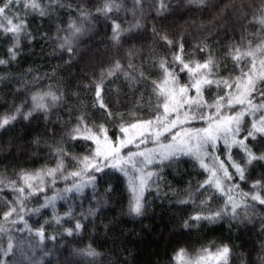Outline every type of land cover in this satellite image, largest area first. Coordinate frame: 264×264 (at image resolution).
Masks as SVG:
<instances>
[{"label":"trees","instance_id":"1","mask_svg":"<svg viewBox=\"0 0 264 264\" xmlns=\"http://www.w3.org/2000/svg\"><path fill=\"white\" fill-rule=\"evenodd\" d=\"M40 2L49 14L41 17L38 13L27 12V30L35 39L30 43L27 35L21 36L20 54L15 61L8 54L12 40L0 33V59L9 61L0 65V117L13 113L15 106L23 105L22 111H31L33 95H43L48 91L67 95L65 103L57 104L47 120L43 112L35 111L29 119L18 116L10 125L0 129V181H3L0 184V189H3L0 191V225L5 228L4 232H0V245L6 246L8 238H12L14 255L8 257L12 264H178L176 254L180 249L187 253L185 257L193 258L203 253L204 249L216 251L224 245L231 249L228 264H261V258H264V205L242 197L240 192H252V182L264 177V162H254L249 166L243 181L234 176L232 183L239 184V188L234 189L231 195L239 205L237 213L241 222L237 225L233 221L232 226L225 219L216 225L202 221L198 227L195 224L189 229L183 227L184 221L201 207L206 214L223 208L227 199L214 189L210 190L215 192L211 200H208L207 191L196 194L199 184L209 177V173L190 156H180L179 161L171 166H167L168 161L164 165L154 163L147 166L145 171L154 172L162 167L160 175L163 179L158 181V189L153 187L144 192L150 207L146 215L139 218L128 214L133 197L129 180L135 172L129 171L125 176L119 171L105 169L104 173H95V187L89 185L80 192L74 190V181H87L88 175L68 176V179L64 176L81 170L83 165L78 162L79 158L89 155L95 146L91 140L70 138L69 133L76 127L80 116H84L93 130L101 124L105 125L107 135L113 140L123 135L119 132L121 123L127 126L129 123L154 120L156 105L163 100V96L153 93L152 82L156 81L167 90V86L162 84L165 76L159 63L162 60L171 63L178 44L171 49L163 46L153 34V28L177 41L182 38L184 51L180 55L190 64L206 59L208 53L200 52L198 46L207 44L213 60L219 65L210 78L231 76L235 80L240 70L235 67L227 50L233 45L247 46L249 40L255 46L264 38V26L257 22L264 0H205L203 5L189 3V0H168L167 11L162 15H157L156 9L149 7L154 0H145L142 14L135 17L134 0H113L120 6L119 11L114 10L107 17L97 11L104 7L106 0H58L57 4H52L51 0ZM20 14L25 15L23 11ZM135 20L141 22V29L134 28ZM113 21L122 29L129 30L122 33L119 44L112 40ZM72 24L80 28L78 33L70 29ZM65 39L74 49L75 54L71 57L59 48ZM154 43L157 46L154 47ZM133 52L134 55H129ZM260 59L264 56L257 53L256 71L264 72ZM117 60L127 72L134 71L128 68L131 62L136 69L134 74L139 77L142 71L144 75L142 82L134 84L126 80L122 72L105 77L104 99L116 114L117 120L113 122L102 109L93 106L95 97L91 89L99 82L101 73L113 68ZM242 63L250 65L251 58H244ZM174 67L178 77L177 88L190 83L189 74L180 72L179 65ZM236 91L235 84L231 89L223 85L218 88L215 84L205 86L202 96L206 106L193 108L189 116L213 113L215 108L212 106L218 96L226 93L235 96ZM188 96L197 98L194 89ZM259 99L257 97L254 103H258ZM45 102H50V99L45 98ZM245 107L246 104H235L234 101V107H225L222 114L228 115ZM183 112L184 109H181V119ZM159 113H163L162 106ZM174 116L173 113L169 119ZM252 119L251 115H245L237 139L246 134ZM206 126V120L189 119L184 125L173 128L171 133L165 132L160 137V143L172 140V134L182 131V128ZM50 129H55V140ZM149 129L157 130L154 126ZM147 136L151 138L141 144L139 150L156 144L154 136L150 133ZM56 141L62 143L68 152V156L63 158L64 171L56 173L55 178L46 175L34 184L44 190L33 192L22 177L25 173L45 175L48 169L56 168L59 162L54 154ZM247 143L257 154L264 152V145L257 147V141L249 139ZM130 149L138 150L129 145L122 150V154ZM231 153L236 160L243 156L235 145ZM216 154L228 166L222 140L218 143ZM229 171L234 173L231 167ZM11 181L25 187L22 215L33 230L31 232L27 229L18 231L17 228H23V224L12 225L3 220L5 202L19 195L11 191ZM66 188L73 190L65 191ZM189 192L194 193L193 200L180 203L189 199ZM45 198H55L53 205L42 207ZM202 201L206 203L202 205ZM254 203L255 210L246 207ZM69 207L76 217L85 214L86 218H82L85 227L72 236L63 233L62 229V234L57 235L58 226L55 223L46 225L45 221H53L54 213L64 217ZM36 208H40L39 213L34 211ZM89 210L95 211V215L87 216ZM73 223L65 220L63 228H70ZM41 225L45 227L43 241L35 235V230ZM53 235H56L55 240L48 238ZM89 248L99 255H86Z\"/></svg>","mask_w":264,"mask_h":264},{"label":"snow or ice","instance_id":"2","mask_svg":"<svg viewBox=\"0 0 264 264\" xmlns=\"http://www.w3.org/2000/svg\"><path fill=\"white\" fill-rule=\"evenodd\" d=\"M145 0H134V12L135 17L143 12V4ZM52 4H57L58 0H51ZM189 3H197L203 5L205 0H189ZM63 7L64 5H59ZM119 5L115 4L113 0H106L105 5L102 9L97 11L104 14L107 17L108 13L114 10L119 11ZM150 8H155L157 15H162L168 8V0H154L152 4L149 5ZM21 11L25 15H21ZM28 11L33 13H38L41 17L47 16L49 13L45 10L40 0H0V33L6 34L12 40V46L8 49L9 57L12 61H15L20 54V39L21 36L27 35L29 37V42L34 37L28 32V22L26 19V14ZM260 25L264 26V8L259 10V18L257 21ZM70 29L74 30L76 33L80 31V28L72 24L69 26ZM143 27L139 20L134 21V28L139 30ZM129 31L122 29L120 24L113 21L112 25V40L119 44L121 41L122 33ZM155 36L159 38L163 46L171 49L173 47L177 48V53L173 56V61L169 63L167 60H162L159 63L160 69L163 70L164 80L163 85L169 84V78H171L172 88L165 90L156 81H153V93L163 96V100L157 103V114L154 116V120H145L137 123H129L125 126L123 123L120 124L119 132L124 134L123 136H117L115 140L111 139L107 135L108 129L105 125H99L95 130L87 125L84 116H80L77 121V125L69 133L71 139H84L91 140L95 143V148L90 150L89 155L79 158L78 162L83 165V168L76 172H71L64 179H68V176L73 178L82 177L83 175H88V180L81 183H76L74 181V190L80 192L83 187L91 185L95 187L97 181V176L95 173H104L105 169H113L123 173L125 176L129 174V171L139 173V183L135 184L131 179L129 180V186L133 192V197L129 203L128 214L134 217H143L146 215L150 204L145 201L144 192L150 191L153 187L159 188L158 181L163 179L160 172L163 171L161 167L159 171H145L148 165L154 163L158 165H164L165 161H168L167 166H171L173 163L179 161L180 156H190L195 159L199 166L209 173V177L200 183L196 189V194H203V192H209L208 200H211L215 192H219L227 197L225 205L223 208L215 211H209L204 213L203 207L200 208L194 215L189 217V219L184 221L183 227L189 229L195 224L199 226L200 222H207L209 225H216L225 219L228 220L230 226L233 225V221L237 222V225L241 222V218L237 213L238 203L231 195L234 189L239 188V184L232 183L234 176H238L239 180L243 181L246 179V171L249 166L253 165L254 162H264V152L257 154L253 151L252 147L249 146L247 141L251 139L252 141H257V147L259 145H264V72L256 71V57L257 53L264 56V38L261 42L252 45V41L249 40L247 46L241 47L233 45L227 51L233 60L235 67L240 70V75L233 80L231 76L228 78L212 79L215 71L219 65L213 60L212 54L208 51V45L198 46L200 52H207L208 55L203 62H195L190 64L184 61L180 53L184 51V44L181 41H177L174 38H170L167 34L161 35L156 31L155 28L152 29ZM45 38H47L45 34ZM55 42V40H53ZM154 47L157 46L155 43ZM59 48L68 52L70 57L74 55V49L68 43L67 39L59 44ZM135 53H129V55H134ZM246 57L251 58L250 65L242 63V60ZM9 61L6 59H0V65H6ZM261 68H264V59L259 61ZM175 65H179L180 72H187L189 74L190 83L179 85L178 89L176 82L178 80ZM128 68H132L133 73L127 72L124 67L120 64L119 60L115 61L114 67L108 69L106 72H102L99 77V82L94 85L91 89L94 91V102L93 106L102 109L107 118L113 122H116V114L109 109V103L105 102L104 99V79L105 77H112L116 75L117 72H122L126 80L131 82H142L143 72H140L139 77H137L135 72V66L129 62ZM39 79V77H37ZM216 85L220 87L223 85L227 89H231L233 84H235L236 95L233 96L231 93H226L223 96H218L212 107L215 108L213 113H209L205 116L203 113L197 117L195 114L189 116V112L193 108H203L206 106V101H203V90L205 86ZM194 89L196 97L193 98L188 96V93ZM66 93H57L48 91L43 95H33L31 101L33 103V109L31 111H22L23 105L15 106V111L8 115L0 117V129L5 128L10 125L13 121L17 119L18 116H22L23 119H29L33 112L40 111L44 113L45 119H48L49 113L56 107L59 103H65L64 97ZM75 95V94H73ZM258 98L259 102L254 103V100ZM45 98H49L50 102H45ZM235 104L247 105L243 110L237 111L228 115L222 114V109L225 107L231 109ZM187 105V107H185ZM162 106L163 113H159V109ZM181 109H184L183 119H181ZM250 109V111H249ZM175 116L169 119L172 114ZM259 113L257 116L256 114ZM245 115H251L253 117L251 122V127L246 130V134L237 139L242 131V125ZM191 120H206L207 127L201 128H182L183 137L178 141L177 138L180 136V132L172 134V141L174 143L163 144L160 143V137L165 132H172L173 128L182 126ZM123 120V117H120ZM155 121V124H154ZM154 126L157 130L154 135V142L159 145V155L157 148H145L140 149V145L147 142L151 137L145 136L144 132L141 131L139 142H136L135 137L129 136L130 129H144L146 127ZM53 134V139L55 140V129H50ZM223 141V145L226 151V159L228 161V166L225 165L224 160H221L219 155H217V146L220 141ZM129 145H134L138 150L132 151L131 149L122 154V150L127 148ZM233 145L238 146L243 153L240 160L233 158L231 153V148ZM54 154L58 157L59 162L54 169H48L46 175L55 178L56 173L64 171L63 158L68 156L67 150L63 147V144L59 141L55 142ZM71 159H78L72 157ZM229 167L234 169V173L229 171ZM40 173L28 174L25 173L22 179L29 190L43 191L42 187H36L29 181L33 176L39 177ZM156 177V180H153ZM102 178V177H101ZM151 181V183H149ZM54 182V179H53ZM3 181H0L2 184ZM11 191L17 193L15 198L7 200L6 210L3 211V220L12 224L20 225L23 224V228H17L18 231H23L27 229L28 231H33L29 226L28 222L24 219L22 215L25 187L18 186L15 181H11ZM252 192H240V195L244 198H250L251 201L258 203L259 205H264V177L257 179L252 182L251 185ZM214 189L215 192L210 191ZM3 189H0L2 191ZM71 188H66L65 191H72ZM111 190V189H109ZM31 194V193H30ZM194 193H188V200H182L180 203H188L193 200ZM55 198H45L42 207H48L52 204ZM194 202V201H193ZM206 201H202L201 204H205ZM255 203L252 205H246L255 210ZM39 213L40 208L34 210ZM95 211L89 210L87 216H94ZM82 218H86L84 213H81V217H76L73 214L72 208L69 207L68 211L65 213L64 217L55 215L53 221H45L46 225L51 226L52 223L58 226L57 235L66 233L69 236L73 234H78V232L85 227L82 223ZM245 218H247L245 216ZM67 221H73V226L70 228H63V223ZM5 228L0 225V232H4ZM35 235L38 236L41 241L45 238V227L41 225L35 230ZM51 240L56 239V235L48 237ZM264 247V245H262ZM14 244L12 238L9 237L6 246L0 245V264H12V261L8 257L14 255ZM231 249L224 245L218 248L215 252V257L218 264H228V256ZM204 253L208 250L204 249ZM86 255L91 257H96L99 255L94 249L89 248ZM187 255L184 249H180L176 258L183 260ZM205 257L201 255L195 262L199 264L200 260ZM261 264H264V258H261Z\"/></svg>","mask_w":264,"mask_h":264},{"label":"rangeland","instance_id":"3","mask_svg":"<svg viewBox=\"0 0 264 264\" xmlns=\"http://www.w3.org/2000/svg\"><path fill=\"white\" fill-rule=\"evenodd\" d=\"M167 86V90L168 89H171L172 88V82L171 80L169 79V84L166 85ZM178 89V88H177ZM207 127V126H206ZM141 131L144 132V135L147 136L148 133H150L152 136H154L153 134L155 133V131H151L149 129V127H146L144 129H130L129 131V136L131 137H135L136 138V142L140 139V133ZM177 132H180V136L177 138V140L179 141L182 137H183V132L182 131H177ZM176 133V132H175ZM124 135V134H123ZM122 135V136H123ZM167 143H174L172 140H169ZM167 143H163V144H167ZM95 148V146H94ZM145 148H157L158 149V153L157 155H159V145L156 143L152 146H145L143 147L141 150L145 149ZM134 176H130V179L135 183V184H138L139 183V173H133ZM46 176L45 175H40L39 177L37 176H33L32 179L29 181V183H32L33 185L34 184H37L41 179H43L44 177ZM54 203V200L52 202L51 205L49 206H52ZM215 252L216 251H208L207 253H201L200 255L196 256V257H193V258H188V257H184L183 260H180L178 259L177 263L178 264H195L196 260L201 256L203 255L205 258L203 260H200L199 264H216L218 261L215 257Z\"/></svg>","mask_w":264,"mask_h":264}]
</instances>
